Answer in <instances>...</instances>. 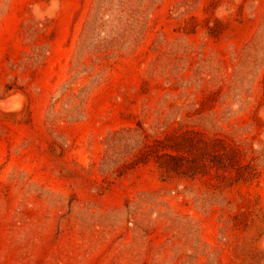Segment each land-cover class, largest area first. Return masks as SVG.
<instances>
[{
    "label": "rangeland",
    "instance_id": "1",
    "mask_svg": "<svg viewBox=\"0 0 264 264\" xmlns=\"http://www.w3.org/2000/svg\"><path fill=\"white\" fill-rule=\"evenodd\" d=\"M186 130L257 178L135 165ZM0 264H264V0H0Z\"/></svg>",
    "mask_w": 264,
    "mask_h": 264
},
{
    "label": "trees",
    "instance_id": "2",
    "mask_svg": "<svg viewBox=\"0 0 264 264\" xmlns=\"http://www.w3.org/2000/svg\"><path fill=\"white\" fill-rule=\"evenodd\" d=\"M214 34V33H213ZM135 165L153 162L163 178H196L235 171L234 182L248 183L257 178V170L244 162L243 152L222 138H207L202 132L186 130L166 135L145 145L135 157Z\"/></svg>",
    "mask_w": 264,
    "mask_h": 264
}]
</instances>
